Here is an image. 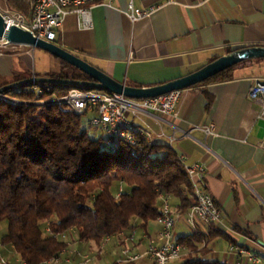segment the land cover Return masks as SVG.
I'll return each mask as SVG.
<instances>
[{"label": "crops", "instance_id": "crops-1", "mask_svg": "<svg viewBox=\"0 0 264 264\" xmlns=\"http://www.w3.org/2000/svg\"><path fill=\"white\" fill-rule=\"evenodd\" d=\"M108 2L92 7L85 18L91 21L90 27L84 26L81 15L69 14L54 43L126 85L164 84L228 55L230 49L264 47V0ZM131 2L136 8L155 9L150 16L133 22L127 14ZM7 8V0H0V10ZM62 68L61 59L37 47L13 44L0 48V88L37 75L59 74ZM256 80H264V61L235 68L230 79L192 87L179 102L178 118L150 111L128 116L150 133L153 142L168 144L184 154L190 165L201 163L206 167V183L222 208L223 219L212 226L197 224L194 230L186 214L180 215L177 239L195 233L202 238L191 253L194 258L247 264L239 263L237 256L229 253L231 244L264 251V148L260 145L264 120L258 118L260 106L249 99ZM210 124L215 125L216 134L206 136L202 128ZM171 205L174 212H180L178 198L171 196ZM154 222L159 230L161 226ZM147 230L148 224L134 242L125 243L118 237L111 242L119 254L123 245L134 253H144L149 243ZM67 244L59 264H83L76 251L68 254L69 249L91 245L93 252L95 246L80 241L78 236ZM4 251L11 262L20 260L12 248L5 246ZM114 264L119 263L116 260ZM132 264L154 263L144 256Z\"/></svg>", "mask_w": 264, "mask_h": 264}, {"label": "trees", "instance_id": "trees-1", "mask_svg": "<svg viewBox=\"0 0 264 264\" xmlns=\"http://www.w3.org/2000/svg\"><path fill=\"white\" fill-rule=\"evenodd\" d=\"M7 4L30 19L28 0ZM253 61L264 58L245 60L204 83L230 79L235 68ZM37 77L92 80L65 61L59 74ZM71 88L52 84L41 94L24 88L8 92L22 103L0 101V222L8 221L1 243L26 264L61 256L68 244L59 235L69 231H75L80 241L99 246L105 236L129 232L139 221L143 226L156 221L162 208L160 193L178 198L181 214L195 203L191 179L168 144L150 143L138 135L139 146L122 142L112 150L104 137L89 134L84 116L58 103H40L54 101ZM178 241L194 253L202 238L195 233ZM179 261L225 264L192 254Z\"/></svg>", "mask_w": 264, "mask_h": 264}, {"label": "built area", "instance_id": "built-area-1", "mask_svg": "<svg viewBox=\"0 0 264 264\" xmlns=\"http://www.w3.org/2000/svg\"><path fill=\"white\" fill-rule=\"evenodd\" d=\"M104 0H31V16L27 19L22 13L5 9L0 10L8 25H16L33 33L37 38L54 42L61 30L67 16L71 13L79 14L84 18L89 17L91 9L95 4ZM113 0H109L111 4ZM209 0H197L199 4ZM155 8L143 10L136 8L131 2L129 5L128 16L133 22L144 17L150 16ZM84 26L90 27L91 21L83 22ZM13 44L5 39H0V48H7ZM31 89L41 94L45 90H51L52 84H37L34 86L24 87L17 86L10 91H18L22 89ZM192 88V87H191ZM191 88L174 90L164 95L151 98L135 99L129 98L123 94L110 92L107 90H86L80 88H71L66 95L54 101H42L41 104H49L51 102L58 103L66 110L77 115L85 117V125L87 128L101 130L104 142L107 147L112 150L119 148L122 142H127L132 146H139L138 135L144 137L148 142L153 143L150 133L143 128L133 124L128 116L130 114L137 115L141 112L150 111L167 116H180L178 105L185 93ZM9 91V92H10ZM249 99L251 102L260 106L258 118L264 120V80H256L250 90ZM5 100L14 104L22 103L21 101L11 97L9 93L0 94V101ZM30 104V103H28ZM206 136L215 135L216 127L210 124L202 128ZM264 148V140L260 143ZM133 154L136 151L133 150ZM185 167L195 193V203L185 212L188 224L194 230H197V224L204 226H212L219 224L223 219L222 208L215 201L214 196L208 189L206 183V167L201 163L188 164L184 154H178ZM123 191L121 187L117 196ZM161 198V214L157 217L156 222L161 226L154 235L148 234L149 243L144 253H134L133 249L128 245H123L118 256L117 263H134L148 256L154 264H170L188 257L192 252L190 248L178 241L176 237V225L181 212H174L171 205V196L160 193ZM50 232L49 227L46 228ZM66 233L59 235L60 238H66ZM113 237H118L125 243L134 242L137 237V229L123 236L119 233L114 236H105L97 250L91 253H83L77 251L76 254L82 259L83 264H91L96 258L103 255L105 247L111 242ZM3 247L0 242V248ZM66 251V250H65ZM61 256L52 258L42 264H59L62 262ZM229 253L237 256L239 263L247 264H264V251H255L240 244H231ZM69 260V259H68ZM0 264H26L23 260L11 262L4 255L0 254ZM80 264V263H79Z\"/></svg>", "mask_w": 264, "mask_h": 264}, {"label": "water", "instance_id": "water-1", "mask_svg": "<svg viewBox=\"0 0 264 264\" xmlns=\"http://www.w3.org/2000/svg\"><path fill=\"white\" fill-rule=\"evenodd\" d=\"M0 39H5L11 44L29 45L45 50L53 56L76 67L83 73L87 74L91 81H78L72 79H58L37 77L23 80L16 84H11L0 88V94H4L17 86H34L37 84H65L86 90H107L110 92L123 94L129 98L142 99L164 95L174 90L191 88L198 84L206 82L215 75L245 61L254 58H264V47L252 46L239 49L238 51L221 56L216 60L208 63L199 70L172 80L170 82L150 87H137L126 85L125 83L115 80L113 77L100 70L87 60L69 52L54 42H49L33 35L32 32L25 30L16 25H8L3 15L0 13ZM264 245V244H263Z\"/></svg>", "mask_w": 264, "mask_h": 264}, {"label": "rangeland", "instance_id": "rangeland-1", "mask_svg": "<svg viewBox=\"0 0 264 264\" xmlns=\"http://www.w3.org/2000/svg\"><path fill=\"white\" fill-rule=\"evenodd\" d=\"M7 9H9V8H7ZM4 10V9H3ZM9 10H11V9H9ZM39 56V55H38ZM39 58L40 57H37V61L39 60ZM67 71H68V69H67ZM88 132H89V134L92 136V137H94V138H99V136L100 135H103V133H102V131L100 130H96V129H94V128H89L88 129ZM155 222L153 221V222H149L148 223V230H149V232L152 234V235H154L155 234V232L157 231L156 230V228H155ZM7 229H8V221L7 220H4V221H1L0 222V242L2 241V237H3V235L6 233V231H7ZM136 229H137V235L138 236H141L142 234H143V231L145 230V226H143V224H142V222L141 221H139V224H138V226L136 227ZM131 232H132V230H131ZM74 235V236H73ZM76 233H74L73 231H69V232H67V234H66V238H64L63 240L64 241H71V239L72 238H74V239H76ZM137 236V237H138ZM91 244V243H90ZM75 247H77V245L75 246ZM97 248H98V246L97 245H95L94 247H93V249H94V251L95 250H97ZM4 249H5V246L3 245V247H1L0 248V252H2V254L6 257H8V252L6 253L5 251H4ZM191 250V249H190ZM77 252V251H80V252H83V253H91V245H88V246H86V247H83V249H81V245H79V247H77V248H75V249H69V253L68 254H71V252L73 253V252ZM191 252H192V250H191ZM116 253V254H115ZM67 254V255H68ZM120 254L119 253H117V251H116V249H115V245H114V241H112V242H110V243H108V245L105 247V251L103 252V255L102 256H100L99 258H96L93 262L94 263H96V264H114L115 263V261L118 259V257L117 256H119ZM6 257V258H7ZM116 257H117V259H116ZM189 257V256H188ZM187 258V257H186ZM8 259V258H7ZM81 259V258H80ZM82 260V259H81Z\"/></svg>", "mask_w": 264, "mask_h": 264}]
</instances>
